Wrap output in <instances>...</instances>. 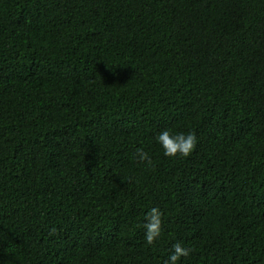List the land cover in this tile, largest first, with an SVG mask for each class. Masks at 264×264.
I'll return each instance as SVG.
<instances>
[{
	"label": "trees",
	"instance_id": "1",
	"mask_svg": "<svg viewBox=\"0 0 264 264\" xmlns=\"http://www.w3.org/2000/svg\"><path fill=\"white\" fill-rule=\"evenodd\" d=\"M177 242V264H264V0H0V264H164Z\"/></svg>",
	"mask_w": 264,
	"mask_h": 264
},
{
	"label": "clouds",
	"instance_id": "2",
	"mask_svg": "<svg viewBox=\"0 0 264 264\" xmlns=\"http://www.w3.org/2000/svg\"><path fill=\"white\" fill-rule=\"evenodd\" d=\"M156 140L162 146L164 155L170 158L177 156H189L197 144V137L194 132H189L187 134H172L170 131L164 130L157 135ZM135 159L139 163H146L148 166H151L153 163L149 153L143 149L136 150ZM162 217L163 213L157 207L151 208V210L147 213V223L144 227L146 229L145 240L148 245L154 244V242L161 236ZM191 252L192 249L185 248L182 243L177 242L173 245L172 253L164 264H177L182 257H188Z\"/></svg>",
	"mask_w": 264,
	"mask_h": 264
}]
</instances>
